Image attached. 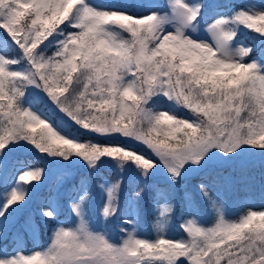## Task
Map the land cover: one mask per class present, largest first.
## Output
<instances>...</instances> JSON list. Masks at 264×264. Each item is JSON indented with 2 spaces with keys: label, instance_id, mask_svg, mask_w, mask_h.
I'll use <instances>...</instances> for the list:
<instances>
[{
  "label": "snow or ice",
  "instance_id": "snow-or-ice-1",
  "mask_svg": "<svg viewBox=\"0 0 264 264\" xmlns=\"http://www.w3.org/2000/svg\"><path fill=\"white\" fill-rule=\"evenodd\" d=\"M0 31V242L13 245L0 243V264H264V210L230 219L208 183L198 187L211 223L186 192L185 235L168 236L186 174L246 166L257 150L264 157V4L0 0ZM22 149L56 165L71 212L58 220L57 199L42 204L41 219L56 223L46 244L28 250L23 238L40 224L21 210L46 169L13 159ZM106 162L119 176L97 181V225L92 187L73 166L95 174ZM126 173L136 182L122 207ZM157 173L169 187L152 186L149 239L140 210ZM117 215L126 227L114 240L103 225Z\"/></svg>",
  "mask_w": 264,
  "mask_h": 264
},
{
  "label": "trees",
  "instance_id": "trees-1",
  "mask_svg": "<svg viewBox=\"0 0 264 264\" xmlns=\"http://www.w3.org/2000/svg\"><path fill=\"white\" fill-rule=\"evenodd\" d=\"M109 2H111V0H107V2L104 3H109ZM221 2L226 3L224 0H221ZM263 4H264V0H263ZM3 35H4L3 32L0 31V36ZM251 35L254 34L248 31H242L241 39H244L246 36H251ZM37 106L43 107V105H37ZM82 139L95 140L98 138L95 135L89 136L87 133H85L82 136ZM100 142L104 143L105 141L100 140ZM13 159H20L27 161L28 166L31 168L43 167L44 169H46L45 174H47L49 169L46 166V162H45L46 159H44L43 154L35 152L34 150L33 151H27L23 149L19 150L14 154ZM77 165L78 166H75L76 169L73 168V172L76 174V178L78 179L80 176L87 177L93 190V198L91 204L89 205V210L91 212L92 209L91 207L93 203L96 202L97 205L101 198V192L96 187L97 181L101 178L106 179L108 181H115L119 176V172L111 163L108 162L101 165L99 172L95 174H91L86 168L82 167L79 164ZM263 171H264V157H261L257 150V155L254 157L253 162L247 164L246 166L241 167L240 165H228L223 168L209 167L200 171H196L195 173L192 174L190 173L186 174L184 179L180 181L179 185H177L174 190L176 211L170 222V224L172 223L174 226L172 225L168 226V236L173 239H179L184 236V233L180 228V224L182 222V219L186 218L189 215L190 211H192L189 209V207L185 202L186 192L191 194L195 205H198V203L200 204V211H198V213L202 218V220L208 221L209 219H211V216L209 215L208 212V205L200 197L199 194L198 186L200 185L201 182L213 185V187L216 190L218 185L220 184L223 186L224 189H227L229 186V182L228 181L225 182V180L223 179L224 174L227 173L232 175V178H230V180L234 183V186L232 188V194H238L239 190L237 188L240 186L241 183L239 181V175L247 174L248 176V173L253 172L254 174H257V176L262 177ZM55 176L48 178L47 181L44 182L39 187L37 192L34 193L33 195H31L33 193V189H31L28 203L21 210L22 216L34 215L36 217L37 222L40 224V229L36 236H31V235L24 236L23 242L26 250H28V248L33 247L34 244L44 245L47 243L51 228L56 223V221L44 222L39 216V211L42 204L46 203L50 197L58 198V196L60 195L58 200L60 206L59 207L60 214L58 216V220H70L71 213L67 205V197L63 195L64 192L63 188L59 189L58 191L57 185L55 184ZM135 182H136V178L133 176V174L126 173L124 175L123 193L121 194L122 207H123L125 195L133 190ZM0 184L3 188L2 178H0ZM148 185H149L148 195L145 197V199L142 201L141 204L140 222H141V235L147 236L149 239H151L152 225L154 221V214L152 212V206H153L152 186H156L161 189H167L169 185L163 174H159L158 176L154 175L153 177H151V179L148 181ZM118 219L119 218L116 216L110 219L104 225V227L108 230L109 234L113 238L115 235H117V232H120V227H118L119 228L118 229L114 224L116 221H118ZM122 225L124 226L123 222ZM0 243H5L9 248V250H11L13 247L12 238H10L6 242H0Z\"/></svg>",
  "mask_w": 264,
  "mask_h": 264
},
{
  "label": "rangeland",
  "instance_id": "rangeland-1",
  "mask_svg": "<svg viewBox=\"0 0 264 264\" xmlns=\"http://www.w3.org/2000/svg\"><path fill=\"white\" fill-rule=\"evenodd\" d=\"M227 4H231L232 6L234 7H243L245 4H249V3H252V4H256V5H261V0H225ZM237 1H240L242 2V4L238 5V3H236ZM90 2H94L96 4H100L102 5L101 2H98L97 0H90ZM162 2V1H161ZM51 160V159H50ZM51 164V171L47 174H54L57 172V167L55 164ZM196 171H191L189 173H194ZM46 174V175H47ZM159 174L161 173H157L156 176H158ZM46 175L43 177V181H37L38 184H41L43 183L47 177ZM225 177L227 178H232V175L230 174H227L225 173L224 174ZM239 181L242 183V185H244V187H240L238 188L239 191H241L239 193V196H236V197H233L232 198V206L230 205V202L227 201V199L224 197V193L222 191V187L219 186L218 187V191L221 193V196H222V199L224 200L225 202V206H226V212H227V216L228 218L230 219H235L237 218L241 213L245 212L246 209H252V210H259L257 207H256V204H255V199L258 197L260 198L259 201L261 202L263 200V195H264V185L261 184V181L260 179L258 178H254V177H247V174H243V175H239ZM257 182V183H256ZM34 189H36V187L34 186ZM102 197H101V200H100V204L102 203ZM236 204H239V206L235 209H233L232 207L235 206ZM194 211H197V205H194ZM260 208L263 207L262 206H259ZM121 218V217H120ZM209 223H211V221H209ZM118 226H120V224L118 223L117 224ZM107 230V229H106ZM108 231V230H107ZM109 233V232H108ZM120 237V236H119ZM119 237H112L114 240H118Z\"/></svg>",
  "mask_w": 264,
  "mask_h": 264
}]
</instances>
